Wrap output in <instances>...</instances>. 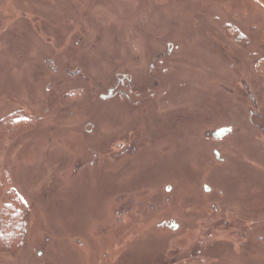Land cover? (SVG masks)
Masks as SVG:
<instances>
[{"label":"rangeland","instance_id":"rangeland-1","mask_svg":"<svg viewBox=\"0 0 264 264\" xmlns=\"http://www.w3.org/2000/svg\"><path fill=\"white\" fill-rule=\"evenodd\" d=\"M5 1L0 229L20 240L11 251L0 246V264H124L123 246L132 256L140 248L152 253L130 264L187 250L202 254V264H217V201L246 198L249 183L264 182V7L256 0ZM115 86L131 98H101ZM245 86L256 97L253 109ZM251 118L260 130L244 127ZM155 121L172 124L159 132L164 137L151 136L140 151L133 144L120 158L104 152L120 126L145 123L150 130ZM226 125L235 133L225 140L205 135ZM86 144L92 150L84 153ZM218 145L222 165L213 154ZM78 152L85 168L75 172ZM12 197L26 210L16 229L2 221ZM146 201L152 204L141 213L175 215L178 231L140 227L119 213L133 202L131 214L138 213Z\"/></svg>","mask_w":264,"mask_h":264},{"label":"flooded vegetation","instance_id":"flooded-vegetation-1","mask_svg":"<svg viewBox=\"0 0 264 264\" xmlns=\"http://www.w3.org/2000/svg\"><path fill=\"white\" fill-rule=\"evenodd\" d=\"M250 39V38H248ZM166 55H161L157 60L161 59L162 57H167ZM156 58V57H155ZM154 63L150 65L149 73L152 75L153 79L158 83L161 82V74L155 73L156 67L153 66ZM123 81H121L122 83ZM224 83H220L219 87L223 88ZM245 93H247L248 98L251 100L252 107L249 109H253L256 101V97L252 91V86H245ZM263 89H264V81H263ZM157 91L151 92L149 95H145L143 99H146L148 96L153 97L156 95ZM159 92V91H158ZM157 92V93H158ZM140 93L139 95H141ZM116 95H120L123 98H131L130 95H127L126 91L123 89H120L119 87H111L109 88L108 94L101 95V98L104 100L107 99H113ZM107 96L108 98H104ZM141 101L134 102L133 104L139 105ZM136 105V106H137ZM264 106V104H263ZM264 108V107H263ZM251 114H255L251 110ZM263 116L262 119V126H264V112L260 114ZM141 121V120H140ZM185 121V119H184ZM154 122V121H153ZM150 124L151 129H147V124L145 123H137L135 125H123L120 126L119 129L116 130V133L113 132L109 135L108 139L106 138V142L108 144V150L104 151L106 152V155L108 157H119L124 156L127 151L131 148V146L134 147L133 144L137 147L139 151L143 148V145H146L147 142L150 141L151 136H161L166 135L164 133H160L163 130H167L169 127L167 126L172 125L171 123H158ZM170 122V121H168ZM90 125V123H88ZM88 124L85 125V130L88 131ZM251 124V127L254 126L257 129H261L262 127L260 124H255V120L253 118L250 119V123H248V127ZM174 125V124H173ZM176 125V124H175ZM174 125V126H175ZM95 126V125H94ZM128 126V127H127ZM164 127H167L166 129ZM230 128L231 131H225L224 136L221 138H216L213 136L214 132L220 129ZM249 128L247 129L248 131ZM264 130V127L262 128ZM95 131H91L89 134H93ZM154 132H157L154 133ZM234 126L233 125H226L221 126L217 129L209 130L205 133L206 136H208L210 139H214L216 141H222L230 137L231 135H234ZM238 133V130H237ZM159 134V135H158ZM134 135L138 138V142H134ZM253 136V135H252ZM104 140V142H105ZM129 140L128 146L126 145V141ZM162 141V140H161ZM164 142V140H163ZM104 144V143H103ZM137 144H139L137 146ZM143 144V145H142ZM127 146V147H126ZM164 146V145H163ZM85 151L90 152L92 149L87 146V144L84 146ZM264 147V142H263ZM141 148V149H140ZM222 147L218 145L214 148L213 154L215 156L216 163L218 165H222L226 162V157L223 153ZM78 155L75 156V172H78L83 166H85V161L83 160V157L77 153ZM104 154V153H103ZM237 156V155H236ZM248 161V160H247ZM251 165V167H258L260 166V161L256 159H250L248 161ZM90 165H93L91 163ZM258 169V168H257ZM260 170L264 173V164L259 167ZM76 174V173H75ZM262 186H259V184L254 187V182L249 183V195L246 198L239 197L240 194H237L231 203H223L222 200L217 201V204L215 205V227H216V248L217 251V264H250L251 260H261L257 261V264H264V182H262ZM209 186L208 184L204 185ZM210 187V186H209ZM164 188L166 191H170L171 187L170 185H164ZM208 193V192H207ZM262 195V197H261ZM143 202L138 203V213L131 214L135 208L134 206L136 203L133 202L132 206L127 209L128 213L123 212V210L120 209L119 213L129 219H134L140 227L149 225L156 226L161 229H167L168 231H178L180 225L178 223V217L175 215L164 217L161 220L155 219V216H149L145 215L144 213L140 212V208L143 205H150L151 202L146 201L144 204ZM201 217V215H199ZM147 223V224H146ZM178 224V228L175 229V225ZM123 236L122 241L127 239L126 233H122ZM138 236L137 231L134 233V237L136 238ZM153 240V239H152ZM152 240H149L148 243ZM135 243L136 240L134 241ZM133 249H136L137 247L141 246L140 244L135 245ZM124 251H122L121 260L124 262V264H130L132 260L137 259H146L149 260L152 258V253L149 251H144L143 248L137 249L134 251V255L132 256L129 251H127V247L123 246ZM152 251V250H151ZM190 250L185 251H174L167 253L166 257H163L160 261V258H155L154 262H145V264H196L194 263V260H200L198 261L199 264H202L203 255L199 253L191 254L189 252ZM203 251V249H202ZM201 251V252H202ZM205 256V254H204ZM130 262V263H129ZM262 262V263H261Z\"/></svg>","mask_w":264,"mask_h":264},{"label":"trees","instance_id":"trees-1","mask_svg":"<svg viewBox=\"0 0 264 264\" xmlns=\"http://www.w3.org/2000/svg\"><path fill=\"white\" fill-rule=\"evenodd\" d=\"M18 128H19L18 130H20L21 128L20 131H23L22 127H18ZM11 193L12 192H10V194ZM18 202H21V201H19L16 197L14 199L12 197V200L10 201V205H6L4 207V211L2 214L4 219L2 220L1 218V220L4 221V224L7 223V226H6L7 228L16 229V227L21 226L22 222L26 218V210L24 208L18 207L17 206ZM11 214H12V217H11ZM17 240H20V236L17 234V232L16 233L14 232L12 236L10 234L8 236H5L3 233V229H0V246L4 248L5 247L8 248L7 249L8 251L14 250V248L16 247Z\"/></svg>","mask_w":264,"mask_h":264},{"label":"water","instance_id":"water-1","mask_svg":"<svg viewBox=\"0 0 264 264\" xmlns=\"http://www.w3.org/2000/svg\"><path fill=\"white\" fill-rule=\"evenodd\" d=\"M262 7H264V0H256ZM104 98H108L107 96H105ZM227 132V131H231L230 128H225V129H220V130H217L214 132L213 136L216 137V138H221L223 137L224 135V132ZM205 191L206 192H211V188L209 186H205ZM178 228V224L175 225V229Z\"/></svg>","mask_w":264,"mask_h":264},{"label":"bare ground","instance_id":"bare-ground-1","mask_svg":"<svg viewBox=\"0 0 264 264\" xmlns=\"http://www.w3.org/2000/svg\"><path fill=\"white\" fill-rule=\"evenodd\" d=\"M5 2H6V5H7V4H9L10 0H6ZM233 2H234V3H237V2H240V0H238V1H236V2L233 1ZM88 21H89V20H88ZM244 127L247 128L248 126H244ZM242 141H243L244 144H246V145L248 144V143H247V142H248V138H247L246 136H243V137H242ZM83 167H84V166H83ZM83 167L81 168L82 170L85 168V167H84V168H83Z\"/></svg>","mask_w":264,"mask_h":264}]
</instances>
